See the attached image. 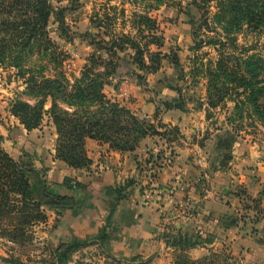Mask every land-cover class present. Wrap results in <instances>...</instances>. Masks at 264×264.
Instances as JSON below:
<instances>
[{
    "label": "rangeland",
    "instance_id": "rangeland-1",
    "mask_svg": "<svg viewBox=\"0 0 264 264\" xmlns=\"http://www.w3.org/2000/svg\"><path fill=\"white\" fill-rule=\"evenodd\" d=\"M77 1L73 10L66 13L68 36L61 37L57 25L50 27V36L61 52L59 58H66L63 70L71 82L73 77L80 76L91 57L101 58L105 63L113 57L117 65L114 73L112 68H99L104 77L108 75L106 79L110 83L104 93L124 107H127L125 102L150 104L155 109L152 118L127 109L136 117L146 118L160 132L164 131L162 125L169 131L177 128L158 120L164 112L176 110L186 116L187 126H192L194 131L200 129L201 141L215 136L217 143L219 140L227 143L224 149H230L231 155L245 142L256 146L255 150L264 151V26L253 29L252 25L244 24L240 30H230L217 20L219 0L212 2L207 10L197 8L193 0H164L154 8H150L153 4L149 0ZM120 35L141 45L144 66L134 62L135 51L129 45L116 55L108 52L113 39ZM230 38L234 39V45L225 47L226 54L222 56L220 43H227ZM93 40L106 49L95 50L90 45ZM225 57L230 58L229 73L222 74L218 63ZM41 66L48 67L44 75L50 78L55 75L50 62L36 63V67ZM150 67L159 69L155 72ZM234 72L242 82H232ZM214 75H218L213 79L216 87H225L228 92L210 86L209 80ZM259 89L262 93L257 95ZM17 100L37 104L26 91L25 81L18 76L17 69H0L2 148L16 161L28 155L29 161L47 173L45 163L51 164V150L56 148L58 138L56 129L49 126V117L45 116L41 126L30 135L11 112ZM166 104L171 108L167 109ZM50 107L51 100H48L45 109ZM160 140L163 148L155 152L173 156L170 147L175 142L169 143L167 138ZM224 149L216 150L222 161L227 154ZM49 211L45 209V222L23 227L26 232L18 239L4 232L11 227L9 220L0 224V264H241L236 252L225 246L216 247L215 239L210 235L201 236L197 225L188 218L167 219L161 235L164 247L154 255L121 259L107 254L96 241H83L80 246L70 247L63 246L70 242H53L50 232L54 226L45 225Z\"/></svg>",
    "mask_w": 264,
    "mask_h": 264
},
{
    "label": "crops",
    "instance_id": "crops-1",
    "mask_svg": "<svg viewBox=\"0 0 264 264\" xmlns=\"http://www.w3.org/2000/svg\"><path fill=\"white\" fill-rule=\"evenodd\" d=\"M124 105L149 118L155 112L147 103ZM158 120L176 126L180 135L170 147L172 166L152 179L148 171L155 161L150 155L163 148L160 137H146L133 153L116 152L88 139L85 148L92 165L82 170L57 160L55 147L51 150V164L45 163L47 181L61 185L70 178L86 187L79 208L47 213L45 225L54 226L51 240L96 241L115 258L150 257L163 249L165 222L176 216L195 223L201 236L215 239L216 247L236 252L241 264H264V151L245 142L231 159L222 161L216 137L201 141L200 129L187 126L183 113L167 111ZM143 188L151 189V203L143 200ZM101 236L104 239L98 241Z\"/></svg>",
    "mask_w": 264,
    "mask_h": 264
},
{
    "label": "trees",
    "instance_id": "trees-1",
    "mask_svg": "<svg viewBox=\"0 0 264 264\" xmlns=\"http://www.w3.org/2000/svg\"><path fill=\"white\" fill-rule=\"evenodd\" d=\"M149 1L153 4L150 8L164 2ZM214 1L193 0V4L200 10H207ZM77 3V0H0V69H17L18 76L25 81L26 91L37 100L36 105L15 101L11 108L13 115L28 132L38 129L44 117L48 116L58 136L55 158L74 170L87 169L92 165L85 148L88 139L107 144L111 150L120 153L135 152L146 137L167 138L169 143L176 142L180 135L177 128L169 131L162 125L164 131L160 132L146 118L136 117L127 107L109 99L104 93L110 83L106 79L108 75L104 77L99 68H112L114 73L117 65L113 63V57L109 63H105L93 56L87 60L79 77H73L72 82L66 77L63 70L66 58H59L61 52L50 36V27L57 25L61 37L68 36L66 13L72 11ZM218 7V22L230 30H240L244 24L252 25L253 29L264 26V0H219ZM117 37L108 47V52L116 55L129 45L135 51L134 62L144 66L141 45L125 35ZM195 40L198 41V38ZM202 44L200 41V47ZM90 45L97 51L106 49L95 40ZM230 45H234L233 38L228 39L227 43H220L222 56L226 54L225 47ZM174 58L178 64L177 57ZM229 59L225 57L218 63L222 74L229 73ZM42 61L54 66L52 70L55 75L52 78L44 75L47 66L36 67V63ZM150 68L155 72L159 69ZM231 75L234 76L232 82H242L236 72ZM216 78L218 75L211 77L210 86L217 91L228 92L225 87H216L213 81ZM257 91V95L262 93L261 89ZM48 100H51V107L46 110ZM166 106H169L167 109L171 108L168 104ZM174 108L180 109L182 106ZM3 143L4 137L0 132V224L9 220L11 227L4 229L9 237L18 239L26 232L24 228L32 223L45 222L46 208L62 212L80 207V195L86 189L84 185L70 178H65L61 185L48 182L46 172L29 161L28 155L16 161L2 148ZM226 147V142L218 141L217 148ZM224 150L227 154L223 155V161H228L231 159V153H228L230 149ZM61 190L72 194L62 193ZM120 199L119 191L116 200ZM103 239L101 236L98 241ZM84 243L74 240L63 246H80Z\"/></svg>",
    "mask_w": 264,
    "mask_h": 264
},
{
    "label": "built area",
    "instance_id": "built-area-1",
    "mask_svg": "<svg viewBox=\"0 0 264 264\" xmlns=\"http://www.w3.org/2000/svg\"><path fill=\"white\" fill-rule=\"evenodd\" d=\"M171 152V151H170ZM172 153L160 156L156 152L152 154V159H154V163L152 167L149 169V177L155 178L162 169L171 167L174 162V157L171 155ZM160 157V159H158ZM142 198L146 203H151L153 201V194L151 189L143 188Z\"/></svg>",
    "mask_w": 264,
    "mask_h": 264
}]
</instances>
